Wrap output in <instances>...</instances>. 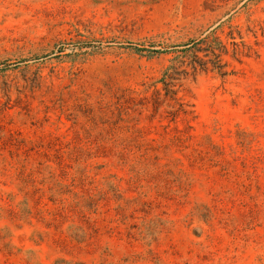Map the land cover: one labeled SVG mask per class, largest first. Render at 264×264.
Here are the masks:
<instances>
[{
  "label": "rangeland",
  "instance_id": "374dc122",
  "mask_svg": "<svg viewBox=\"0 0 264 264\" xmlns=\"http://www.w3.org/2000/svg\"><path fill=\"white\" fill-rule=\"evenodd\" d=\"M0 264H264V0H0Z\"/></svg>",
  "mask_w": 264,
  "mask_h": 264
},
{
  "label": "trees",
  "instance_id": "16d2710c",
  "mask_svg": "<svg viewBox=\"0 0 264 264\" xmlns=\"http://www.w3.org/2000/svg\"><path fill=\"white\" fill-rule=\"evenodd\" d=\"M152 52H155V53H158L159 51L158 50H151Z\"/></svg>",
  "mask_w": 264,
  "mask_h": 264
}]
</instances>
